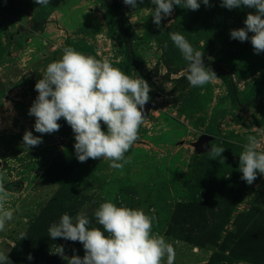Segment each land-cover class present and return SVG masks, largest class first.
I'll list each match as a JSON object with an SVG mask.
<instances>
[{"label":"rangeland","instance_id":"obj_1","mask_svg":"<svg viewBox=\"0 0 264 264\" xmlns=\"http://www.w3.org/2000/svg\"><path fill=\"white\" fill-rule=\"evenodd\" d=\"M210 3L197 11L174 5L157 28L150 0H138L137 8L123 0H50L48 6L0 0V176L10 190L5 206L15 210L0 232V251L9 256L20 234L61 192L73 216L86 210L91 218L105 200L154 215L153 231L174 246V264H264V176L258 173L248 185L239 171L247 136L255 135L264 150V83L259 94L252 93L264 72V52L255 54L250 40L230 39V30L245 27L254 9ZM171 32L184 35L203 51L205 66L233 81L240 108L231 103L221 79L200 88L188 83L187 62ZM67 41L91 46L93 56L114 67L124 63L121 70L150 86L149 114L126 154L131 163L122 170L106 159L79 162L74 133L63 118L55 133L34 130L28 110L38 95L35 83ZM101 127L106 131L103 122ZM25 130L42 136L43 143L26 148ZM203 135L225 148L224 163L195 152ZM91 226L102 227L95 219ZM53 243L63 245L69 257L84 255L80 242ZM50 251L48 262L39 264H67Z\"/></svg>","mask_w":264,"mask_h":264},{"label":"clouds","instance_id":"obj_2","mask_svg":"<svg viewBox=\"0 0 264 264\" xmlns=\"http://www.w3.org/2000/svg\"><path fill=\"white\" fill-rule=\"evenodd\" d=\"M35 3L48 6L50 0H35ZM123 3L137 8L138 0H123ZM150 3L155 6L150 11L157 28L164 17L172 14L174 5L192 11L199 10L201 4L212 6L210 0H150ZM220 6L228 10L241 6L255 10L247 14L245 27L230 30V39L250 40L255 54L264 52V0H220ZM169 36L187 62L186 80L192 87H204L219 79L210 66H205L203 51L193 47L179 32H171ZM34 87L38 95L28 115L35 117L36 133L59 131L58 121L63 118L74 133V150L79 162L89 158L106 159L117 170L131 163L132 157L126 154L139 139V129L146 120L142 109L150 99L151 89L145 79L126 74L107 58L97 59L66 46L60 58L46 66ZM101 122L107 126L106 131L102 130ZM246 139L239 154V171L241 180L251 185L258 173L264 176V150H259L260 140L255 135ZM22 140L26 148L43 143L42 136H34L29 130H25ZM224 151L222 145L211 143L206 154L224 163ZM9 196L10 190L0 176V232L14 219L15 210L5 206ZM92 219L102 227L91 226ZM155 221L154 215L141 208L117 206L105 200L93 210L91 218L86 210L74 216L64 213L48 228V236L53 241L63 238L80 242L83 257L76 254L69 257L64 246L57 244L50 254L59 255L67 264H165V260L166 264H174V246L153 231ZM26 237L27 233L20 234L21 240ZM27 258L33 259L31 253ZM0 264H12L8 254L2 251Z\"/></svg>","mask_w":264,"mask_h":264},{"label":"trees","instance_id":"obj_3","mask_svg":"<svg viewBox=\"0 0 264 264\" xmlns=\"http://www.w3.org/2000/svg\"><path fill=\"white\" fill-rule=\"evenodd\" d=\"M112 9L113 6L110 5L106 10L105 17L108 18L111 15ZM66 46H72L77 51L87 52L91 55H95L93 48L86 44L79 45L67 41ZM204 63L206 62L204 61ZM117 67L124 68V63L117 64ZM212 69L216 72L217 77L221 79L222 83L224 84L233 106L240 108L242 103L238 99L237 90L233 81L229 77L225 76L218 68L213 67ZM263 83L264 72L256 78L253 84L254 89L252 93H254V95L260 93ZM208 133L212 135V130L208 129ZM72 210L68 209V206L64 205L61 198V192H59L57 196L41 212L39 217L32 224L31 229L26 232L27 237L22 240L20 239L11 254L8 256L12 264H39L40 262H48L49 259L47 257L49 255L50 247L55 244L53 242L61 239L57 238L54 241L51 240L48 236V228L50 224L58 222L62 214H72ZM29 253H31L33 257L32 260L27 258Z\"/></svg>","mask_w":264,"mask_h":264},{"label":"water","instance_id":"obj_4","mask_svg":"<svg viewBox=\"0 0 264 264\" xmlns=\"http://www.w3.org/2000/svg\"><path fill=\"white\" fill-rule=\"evenodd\" d=\"M149 109H150V103L149 101L145 104V106L143 107L142 111H143V115L145 118L148 117L149 114ZM213 136L211 135H203L201 136L198 141L194 144V148H195V152L197 154H205L208 150H210V146L209 144L213 141ZM203 145H208L209 148H204L202 147Z\"/></svg>","mask_w":264,"mask_h":264}]
</instances>
